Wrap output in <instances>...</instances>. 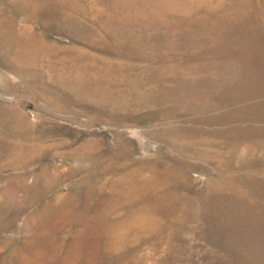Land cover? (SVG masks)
<instances>
[{
	"label": "rangeland",
	"instance_id": "1",
	"mask_svg": "<svg viewBox=\"0 0 264 264\" xmlns=\"http://www.w3.org/2000/svg\"><path fill=\"white\" fill-rule=\"evenodd\" d=\"M0 264H264V0H0Z\"/></svg>",
	"mask_w": 264,
	"mask_h": 264
},
{
	"label": "built area",
	"instance_id": "2",
	"mask_svg": "<svg viewBox=\"0 0 264 264\" xmlns=\"http://www.w3.org/2000/svg\"><path fill=\"white\" fill-rule=\"evenodd\" d=\"M31 115H33V113H31Z\"/></svg>",
	"mask_w": 264,
	"mask_h": 264
}]
</instances>
